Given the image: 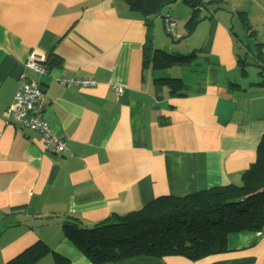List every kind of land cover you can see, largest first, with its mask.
Returning a JSON list of instances; mask_svg holds the SVG:
<instances>
[{"label":"crops","instance_id":"obj_1","mask_svg":"<svg viewBox=\"0 0 264 264\" xmlns=\"http://www.w3.org/2000/svg\"><path fill=\"white\" fill-rule=\"evenodd\" d=\"M212 1L188 27L183 1L145 16L125 0H0V264L37 241L49 251L34 264H58L57 255L65 264H264V230L230 233L226 251L195 260L140 255L100 263L61 230L66 216L91 226L161 195L239 184L255 162L264 78L257 66L250 77L246 64L264 47V0H239L234 9ZM165 14L176 19L177 39L167 37ZM148 39L153 49L198 56L154 70L143 62ZM32 51L45 56L44 74L24 65ZM56 76L96 84L65 85ZM154 77L182 86L172 93ZM28 78L40 83L43 118L64 138L62 154L42 150L39 132L6 113Z\"/></svg>","mask_w":264,"mask_h":264},{"label":"trees","instance_id":"obj_2","mask_svg":"<svg viewBox=\"0 0 264 264\" xmlns=\"http://www.w3.org/2000/svg\"><path fill=\"white\" fill-rule=\"evenodd\" d=\"M125 1L129 8L139 10L145 16L158 13L163 7L175 2ZM182 1L190 8L187 24L191 27L198 9L208 2ZM243 19L248 25L247 20ZM147 42L143 62L154 70L186 64L198 56L194 50L187 54L167 53L153 49L149 39ZM251 57L264 78L262 44H258ZM154 82L165 84L172 93L182 86L180 79L174 77H154ZM256 154L255 162L241 174L239 184L210 187L184 196L161 195L139 209L125 214H112L91 226L82 225L78 218L66 216L61 224L62 233L93 263L140 255H178L195 260L224 252L227 250L228 234L264 230V132ZM48 251L46 244L37 241L6 264H34ZM56 258L58 264L66 263L61 256L57 255Z\"/></svg>","mask_w":264,"mask_h":264},{"label":"built area","instance_id":"obj_3","mask_svg":"<svg viewBox=\"0 0 264 264\" xmlns=\"http://www.w3.org/2000/svg\"><path fill=\"white\" fill-rule=\"evenodd\" d=\"M207 3L211 0H199ZM164 29L172 38L177 39L179 35L175 32L176 19L170 14L163 17ZM38 74L47 71L45 56L32 51L24 64ZM55 80L65 85L93 86L96 81L91 78H73L69 76H56ZM114 92L120 95L123 88L113 86ZM46 105L45 96L40 83L36 79H26L19 86L14 95V100L7 108L6 113L12 116V123L19 127L31 128L39 132L42 150L52 155L62 154L66 150L64 138L55 133L48 122L43 118Z\"/></svg>","mask_w":264,"mask_h":264},{"label":"rangeland","instance_id":"obj_4","mask_svg":"<svg viewBox=\"0 0 264 264\" xmlns=\"http://www.w3.org/2000/svg\"><path fill=\"white\" fill-rule=\"evenodd\" d=\"M236 1L238 2L239 0H227V3L226 4L228 5L229 8L234 9V6L233 5L236 3ZM217 3H218L217 1H212V2H209L208 4H210V6L213 7V5H215ZM177 5L183 6L182 1L181 0H176L170 6H166L164 8H165V10H170V12H172L174 10L175 6H177ZM235 23H237V28H238L240 26L239 23H238V21H236ZM235 23H234V27H235V31H236L237 29H236V24ZM237 34H238V37L239 38H242V39L245 40V37H243V34H241L240 32H237ZM167 37L170 40H172V37L170 35H167ZM244 43H246V42H244ZM242 55H243V53H242ZM250 60H251V58H250ZM246 66L248 67L247 69H248V72L250 73V77L257 76V74H256L257 67H256V64L255 63L253 64L252 62H250V63L246 64Z\"/></svg>","mask_w":264,"mask_h":264}]
</instances>
